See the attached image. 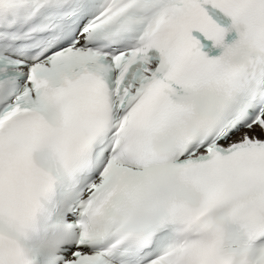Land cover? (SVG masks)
<instances>
[{
  "label": "bare ground",
  "instance_id": "6f19581e",
  "mask_svg": "<svg viewBox=\"0 0 264 264\" xmlns=\"http://www.w3.org/2000/svg\"><path fill=\"white\" fill-rule=\"evenodd\" d=\"M256 131H260V129H258V128H253V130L251 131V132H249L248 134H252L253 132H256ZM247 134V135H248Z\"/></svg>",
  "mask_w": 264,
  "mask_h": 264
}]
</instances>
